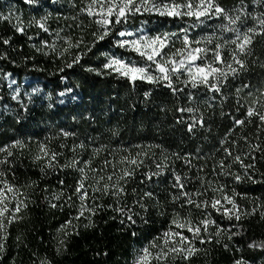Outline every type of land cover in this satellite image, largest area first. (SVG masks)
Returning a JSON list of instances; mask_svg holds the SVG:
<instances>
[{"label":"trees","instance_id":"obj_1","mask_svg":"<svg viewBox=\"0 0 264 264\" xmlns=\"http://www.w3.org/2000/svg\"><path fill=\"white\" fill-rule=\"evenodd\" d=\"M218 2L226 9L240 4V0ZM88 3L89 0L0 1L2 15L9 17L8 20H0V147L15 141L23 144L10 149L12 156L0 153V160L7 158L9 161L8 164H0V171L5 172V177L0 179L16 185L28 197L25 201L27 207H22L17 214L22 219L8 227L7 251L0 264H41V261L50 264H134L139 250L168 229L174 210L180 211L182 216L187 214V208L180 209L179 204L171 202L170 194L177 191L172 188L173 172L187 175V191L199 189L203 192L198 177H204L212 182L213 187L226 185L229 194L234 188L240 194L236 201L242 210L251 211L264 204V153H252L255 161L246 156L250 152L249 144L264 145V131L258 130L256 117L242 126L234 123L235 119H245L249 107L264 113V35H257L246 55L241 57L246 70H241L236 77L230 75L221 93L201 87L192 90L194 99L190 101L188 89L173 95L159 84L138 82L133 86L127 79L118 78L116 73L104 69L109 56L140 60L136 53L114 45L113 41L119 39L115 31L136 30L144 25L154 36L175 33L171 39L182 44V29H188L191 40L214 35L213 43L208 47H215L216 43L230 41L235 35L221 31L218 26L226 23L223 19H206L204 24H198L189 17L160 16L155 12L137 14L130 16L126 24L117 25L112 36L87 52L95 41L93 34L100 28L95 23L96 17H89L81 11ZM244 4L254 16L264 12V4L254 3V0H244ZM45 16L48 33L35 25L36 20ZM18 25L24 27V33L16 31ZM254 25L255 21L248 19L245 27ZM9 38V44L2 43L3 39ZM69 38L72 44L81 39L83 43L70 48L66 42ZM42 41H47L49 46H43ZM234 48L231 43L225 48L229 62V54ZM85 52L87 55H82ZM76 55H82L80 62L71 68L66 67ZM233 67L238 65L233 64ZM89 68L97 71H87ZM10 80H15L20 88L18 99H13ZM176 86L183 87V84ZM33 87L38 88L35 94L32 93L36 90ZM237 89L241 90L238 92ZM146 92L150 95L145 96ZM181 107L198 108L195 115L203 116L204 126L197 125L194 132L189 133L188 124L193 114L180 113L177 109ZM63 132L73 135L64 136ZM244 137H247V142ZM224 140L227 142L222 145ZM81 144L84 147H79ZM41 145L46 146L48 156L41 152ZM225 148L232 151L233 156L241 155L245 164L255 162V170H250V173L258 183H237L231 176L222 174L230 171L243 175L244 171L239 163H233L232 158L226 156ZM96 149L102 150L96 152ZM51 153H56V159L52 161L55 166L45 167L42 172L41 168L51 159ZM173 153L181 157L191 154V167L184 160L176 159ZM37 156L43 159L37 160ZM125 157L143 161L136 168L135 177L127 183L126 194L120 199L121 206L126 202L127 208L140 214L133 217L136 223L131 227L127 222L120 223L126 218L113 210L118 206L115 198L92 191L93 187L102 188L105 183H114L126 167H136L121 163ZM72 160L80 163L72 168L62 167ZM221 160L231 164V168L221 169ZM105 161L109 162L107 166ZM77 168H83L84 172L77 171ZM157 172L161 174L151 179L145 175ZM113 173L115 175L110 182L107 177ZM101 176L104 180L97 184ZM82 177H86L89 198L95 195L100 197L96 203L112 207L101 209L98 215L92 216V227L83 226L88 223L83 217L73 220L76 227L69 226L67 231L72 234L65 237L58 229L77 215L80 201L75 195L71 205L64 204V200L75 192L77 181ZM60 181L64 182L63 185ZM133 189H136L135 194ZM61 192V200L56 201L54 195ZM144 192H153L156 197L142 201L148 206L147 212L134 203ZM219 195L209 189L196 199L218 198ZM243 196L247 198H241ZM18 198L24 199V196ZM157 200L162 207L157 206ZM49 202L64 204V207L51 208ZM86 203L90 206L92 200ZM161 210L165 215L158 214ZM207 211L212 212V218L222 228L229 227V222L219 213L210 208ZM191 214L194 220L203 218L197 209L193 208ZM141 217L149 223H144ZM240 223L243 234L231 241L222 235L220 244L215 242V237L211 243L197 242L196 246L207 249V253L192 257L191 264H233L241 257L264 264V251L248 247L252 241L264 240V220L257 212ZM132 232L136 235L133 236ZM209 232H215V227L210 226ZM185 235L190 234L185 232ZM18 236L21 238L19 241L16 239ZM62 239L66 246L59 244ZM224 244H228L227 250Z\"/></svg>","mask_w":264,"mask_h":264},{"label":"snow or ice","instance_id":"obj_2","mask_svg":"<svg viewBox=\"0 0 264 264\" xmlns=\"http://www.w3.org/2000/svg\"><path fill=\"white\" fill-rule=\"evenodd\" d=\"M26 2L34 3L35 0H26ZM254 3L264 4V0H254ZM81 11L85 12L89 17H96L95 23L100 26L97 33L93 34L95 36V41L91 47L87 48V52H91L92 48L95 47L97 43L105 41L108 37L112 36L117 25L126 24L130 16H135L137 14L155 12L160 16L177 18L189 17L194 18L198 24H204L206 19H223L226 23H222L218 27L222 32H231L235 35L230 41L225 40L223 43H216L215 47H208V45L213 43L215 38L214 35L206 36L199 40H191L188 35V29H182L184 36L182 37L183 46L181 48L174 47V41L171 39V36H175V33H165L162 36L157 35L152 37L145 34L137 35L134 32L126 30L115 31V35L118 36L119 39L113 41L114 45L136 53L140 57V60L136 61L117 56H109L108 62L103 65L104 69L110 70V73H116L118 78L127 79L133 86L138 82L159 84L168 88L173 95H179L188 89V99L190 101L194 99V92L192 90H197L201 87L207 89L209 92L221 93L230 75L236 77L241 70H246L245 61L241 57L246 55L249 46L252 45L257 35H264V12H261L258 16H254L248 11L247 6L244 4V0H240V4L233 9L222 7L218 0H183L181 3H177L176 0H169L167 3H165L164 0H89L87 6L82 8ZM73 18L75 19V17ZM8 19L9 17L0 14V20ZM248 19L254 20L255 25L245 27ZM35 25L43 32H49V28L46 26V16L42 17L40 20H36ZM192 26L195 27L196 25ZM16 31L24 33L25 29L23 26L18 25L16 26ZM125 37L133 38L126 39ZM29 39H32V37H29ZM66 42L71 48L79 47L80 44L83 43V40L81 39L77 41L76 44H72L69 38ZM2 43L5 45L9 44L10 38L3 39ZM41 43L43 46H49L47 41H42ZM228 43L235 45V48L229 54L231 62H229V56L225 55V48ZM201 44L204 46H200ZM193 45L196 46L193 47ZM33 47L36 46L33 45ZM39 50L38 48L37 51ZM87 52L82 55H87ZM82 55H76L72 63H68L66 67L71 68L73 64L79 63ZM233 64L238 65V67H233ZM61 71H63V69H61ZM87 71L97 70L89 68ZM97 74H99V72H97ZM13 83H15V81H13ZM177 84H183V87H178L176 86ZM244 87L248 86L244 85ZM240 90L241 89H237L238 92ZM61 95H63V93H61ZM148 95H150V93L146 92L145 96ZM262 95H264V93H262ZM18 98L19 91L17 90L13 99L15 100ZM255 103H259V101ZM177 111L182 114H193L188 124L189 133H193L197 125L200 127L204 126L205 122L203 116L197 117L195 115V113L199 111L198 108L181 107L178 108ZM252 117H256L259 121L258 130L264 131V127H261L264 126V113L258 112L254 107H249L247 109L245 119H235L234 123L242 126L246 121L251 123L250 118ZM63 135L69 136L73 135V133L63 132ZM244 139L247 142V137H244ZM257 139H259V137H257ZM226 142V140L221 141V144L223 145ZM233 144H235V141H233ZM18 146H23L21 141H15L11 145L0 147V153L6 152L7 156H12L13 153L10 149ZM79 147L82 148L84 146L81 144ZM249 148L250 152L246 154V156H251L253 161L256 160V157L252 155V153H264V145L260 143L249 144ZM40 150L44 153V156L49 155L45 145H41ZM101 150L102 149H96L95 151L99 152ZM224 151L226 156L231 157L233 163H239L244 171L243 175L230 171H226V173L222 174L231 176L237 183L242 181H251L254 184L258 183L250 173V170H255V162L245 164L241 155L233 156L232 151L228 148H225ZM139 155L140 153H137V156ZM173 155L176 156V159L184 160L185 164L191 167V154H186L184 157H181L178 153H173ZM36 159L40 160L43 159V157L37 156ZM55 159L56 153H51V159L41 168V171L43 172L45 167H54L55 165L52 161H55ZM8 163L9 161L7 158L0 160V164ZM79 163L80 161L78 160H72L62 167L72 168L76 167ZM108 163V161H105L106 166ZM121 163L136 167H126L123 169V174L116 177L114 183H105L102 188L93 187L92 191L93 193H100L101 196L104 197L111 196L115 198L118 206L113 210L126 218L121 219L120 223L125 224L127 222L128 226L131 227L136 223L133 217L140 214L132 212L131 209L127 208L126 202L121 206L120 199L126 194L127 183L135 177L136 168H139L140 165L143 164V161L138 162L136 158L125 157ZM231 166V164H225L224 160L219 162V167L221 169L227 170L230 169ZM157 167L162 168L161 165H157ZM76 170L81 173L84 172L83 168H77ZM213 171L215 172V169H213ZM160 174V172H157L151 175H145L148 179H151L152 176ZM114 175L115 173L109 175L107 180L110 182L113 181ZM3 177H5V172L0 171V178ZM173 177L174 183L172 184V188L177 191L170 194L171 202L173 204H179L180 209L187 208V214L182 216L180 211L174 210L171 214L168 229L161 233L160 236L150 241L147 246L139 250L134 264H177L178 261H189L192 257L201 252L207 253V249H201L196 246L197 242H199V244L211 243L213 237H215V242L220 244L222 235L227 236V239L231 241L233 237L243 234V225L240 222L243 219L256 215L257 212H259L260 218L264 220V211H260L261 208H264V204H260L251 211L242 210L236 201V197L240 194L237 193L234 188L231 190V194H229L228 191H226V185L219 184L213 187L211 181H206L204 177H198L201 188H203L204 191L202 192L197 189L195 192H190L186 190V182L189 179L186 174L181 176L173 172ZM85 180L86 177H82L78 180L75 192L68 195L64 200V204L71 205L73 195H75L80 201L77 215L66 221L65 224L58 229V232H63L65 237L72 234L67 231L69 226L73 228L76 227V225L73 224V220L78 221L83 217L88 221V223L83 226L85 228L92 227L94 226L92 216L98 215L101 209L112 207L111 205L106 206L96 203L100 197L95 195L89 198ZM100 180H104V177L101 176L99 180H97V184H99ZM121 181H123V184ZM60 183L63 185L64 182L60 181ZM206 184L207 187H205ZM0 185H2L0 186V260H2L4 258V253L7 251L8 227L22 219V217L17 214L21 211L22 207H27L25 201L28 197L20 191V188L11 184L6 179H0ZM29 187H31V185H29ZM209 189L218 192L220 194L219 197H214L212 199H196V197L204 196ZM132 191L133 194L136 193V189ZM19 196H24V199H19ZM62 196L63 192L54 195V199L59 201ZM145 198L156 199L153 192H144L141 198L134 201V203L147 212L148 206L142 202ZM241 198L247 197L243 196ZM89 199L92 200L90 206L86 203ZM13 202H15V207L10 209L9 205ZM64 204L49 202L51 208L59 207L62 209ZM156 204L158 207H162L159 200L156 201ZM226 205H230V207ZM193 208L199 210L203 218L194 220L191 214ZM209 208L225 218L229 222V227L222 228L218 221L212 218V212L207 211ZM85 213L89 215L86 216ZM158 214L163 216L165 215V211L161 210ZM113 219H115V217H113ZM141 219H143L144 223H149L147 219L143 217H141ZM233 221L236 223H232ZM210 226L215 227V232H209ZM233 229H236V231H233ZM185 232L190 235H185ZM132 235L135 236L136 233L132 232ZM16 239L19 241L21 238L18 236ZM59 244L61 246H66L65 240L63 239L59 241ZM223 247L227 250L229 246L228 244H224ZM248 247L264 251V240L252 241L249 243ZM59 251L60 248L58 247L57 252ZM237 251H240V249L237 248ZM41 264H50V262L41 261ZM233 264H249V262L241 257L240 259L234 260Z\"/></svg>","mask_w":264,"mask_h":264},{"label":"rangeland","instance_id":"obj_3","mask_svg":"<svg viewBox=\"0 0 264 264\" xmlns=\"http://www.w3.org/2000/svg\"><path fill=\"white\" fill-rule=\"evenodd\" d=\"M0 1H1V0H0ZM164 2L167 3L168 1H165V0H164ZM0 14H2V11H1V10H0ZM124 31H125V30H124ZM126 31L134 32V33H136L137 35L145 34V35H148V36L155 37L154 35H151V34L146 30V27H145L144 25L141 26L140 28L136 29V30H132V29H130V28H127ZM125 38H126V39H132L133 37H125ZM182 46H183V44H181L180 42H178V44L174 43V47H175V48H181ZM13 81H15V80H10L9 88H10V90H11V93H12L13 95H16L17 90L19 91L20 88L17 87V85H16V81H15V83H13ZM33 88L36 89V90H32V93L35 94L36 91H38V88H36V87H33ZM14 204H15V202H13L12 204H10V205H9V208H10V209L13 208V205H14ZM226 206H227V205H226ZM227 207H228V206H227ZM153 251H155V250H153ZM248 262H249V264H262L261 262H255V261H248ZM177 264H191V259H190L189 261H186V262H180V261H178Z\"/></svg>","mask_w":264,"mask_h":264}]
</instances>
